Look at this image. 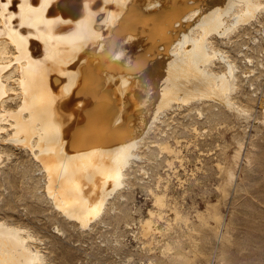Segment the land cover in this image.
Here are the masks:
<instances>
[{"label": "bare ground", "instance_id": "6f19581e", "mask_svg": "<svg viewBox=\"0 0 264 264\" xmlns=\"http://www.w3.org/2000/svg\"><path fill=\"white\" fill-rule=\"evenodd\" d=\"M262 15L264 0H0V186L19 191L12 177L20 178L35 204L41 197L63 221L90 229L124 196L136 166L145 174L144 149L156 148L167 172L155 173L141 234L150 243L169 229L189 236L182 223L189 227L190 219L170 197L168 178L185 162L182 146L199 142L161 123L182 106L200 119L203 103L252 116L235 96L244 80L256 95L264 60L244 52L245 43L237 51L242 67L216 39L233 45L232 35ZM258 106L264 112V93ZM186 128L199 138L198 125ZM243 147L239 141L237 156ZM21 151L39 167L6 170ZM6 205L3 199L0 209ZM43 243L28 224L0 216V264H45Z\"/></svg>", "mask_w": 264, "mask_h": 264}, {"label": "rangeland", "instance_id": "374dc122", "mask_svg": "<svg viewBox=\"0 0 264 264\" xmlns=\"http://www.w3.org/2000/svg\"><path fill=\"white\" fill-rule=\"evenodd\" d=\"M254 22L253 28L246 25L232 35L233 45L223 43L219 36L216 39L242 67L245 62L237 51L245 43L248 48L244 52L264 60V16ZM261 77L255 84V96H251L255 89L247 80L241 81L235 96L240 105L250 106L252 116L248 119L223 104L203 103L204 116L200 119L194 110L182 106L161 123L165 131L176 128L182 139L199 142L198 146H182L185 162L168 178L170 197L190 219L189 227L182 223V229H191L189 236L178 237L169 229V233L165 230L158 237L160 241L150 243L141 234L139 218L152 206L149 190L156 188L155 173L166 176L167 172L164 157L156 155V148L144 149L149 156L141 162L145 174L136 166L127 179L129 186L122 190L124 196L114 200L102 220L90 229L63 221L50 202L41 197L35 204V197H31L34 192L16 177H12L13 182L23 186L19 191L12 183L0 186V204L3 199L8 203L0 209V216L35 230L44 241L41 246L46 253L45 264H264V112L258 106V96L264 93V68ZM194 124L201 131L199 138L186 128ZM239 141H243L245 149L237 156ZM15 164H21L20 170L25 171L39 167L31 153L25 151L17 152L4 168L12 172ZM228 169L236 171V181L227 179ZM39 176L23 180L37 181ZM38 194L42 196V191ZM197 209L203 212L204 219L199 218ZM167 240L171 247H166ZM179 252L185 257H179Z\"/></svg>", "mask_w": 264, "mask_h": 264}]
</instances>
